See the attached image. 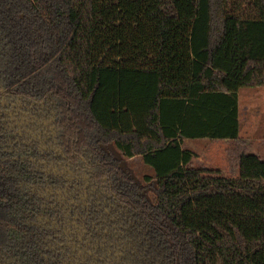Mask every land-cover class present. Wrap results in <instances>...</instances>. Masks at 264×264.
Listing matches in <instances>:
<instances>
[{
    "label": "trees",
    "instance_id": "trees-1",
    "mask_svg": "<svg viewBox=\"0 0 264 264\" xmlns=\"http://www.w3.org/2000/svg\"><path fill=\"white\" fill-rule=\"evenodd\" d=\"M259 87L264 0H0V264H264ZM204 139L235 174L196 163Z\"/></svg>",
    "mask_w": 264,
    "mask_h": 264
},
{
    "label": "rangeland",
    "instance_id": "rangeland-1",
    "mask_svg": "<svg viewBox=\"0 0 264 264\" xmlns=\"http://www.w3.org/2000/svg\"><path fill=\"white\" fill-rule=\"evenodd\" d=\"M241 139L250 142L248 149L264 158V87L246 88L241 90ZM185 147L197 154L196 163L204 167H214L232 176L233 171L229 165V143L212 140H185ZM113 153L120 162L123 170L132 177L137 185L142 187L150 200L155 196V182L147 181L146 177H153L151 168L146 166L142 157L132 159L123 158L112 148Z\"/></svg>",
    "mask_w": 264,
    "mask_h": 264
},
{
    "label": "flooded vegetation",
    "instance_id": "flooded-vegetation-1",
    "mask_svg": "<svg viewBox=\"0 0 264 264\" xmlns=\"http://www.w3.org/2000/svg\"><path fill=\"white\" fill-rule=\"evenodd\" d=\"M141 212H143L144 213V211H141ZM153 224H155L154 222H153ZM161 230H162V232L166 235V230L164 229V228H160ZM171 245L173 246L174 244L173 243H171ZM174 253H175V260H176V264H180V259H179V257L178 256H176V252H175V250H174Z\"/></svg>",
    "mask_w": 264,
    "mask_h": 264
},
{
    "label": "crops",
    "instance_id": "crops-1",
    "mask_svg": "<svg viewBox=\"0 0 264 264\" xmlns=\"http://www.w3.org/2000/svg\"><path fill=\"white\" fill-rule=\"evenodd\" d=\"M240 102H241V92L239 94V121H240V125H241V109H240ZM240 138H241V132H240ZM204 140H208V139H204ZM195 141H199V140H195ZM224 142H227V140H225Z\"/></svg>",
    "mask_w": 264,
    "mask_h": 264
}]
</instances>
